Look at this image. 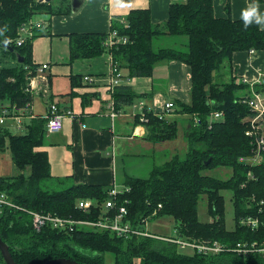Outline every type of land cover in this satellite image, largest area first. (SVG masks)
Returning a JSON list of instances; mask_svg holds the SVG:
<instances>
[{"label":"trees","instance_id":"obj_1","mask_svg":"<svg viewBox=\"0 0 264 264\" xmlns=\"http://www.w3.org/2000/svg\"><path fill=\"white\" fill-rule=\"evenodd\" d=\"M70 2L0 0L2 105L24 108L32 100V93L26 89L29 79L36 75L40 66L32 58L33 38L23 45L16 44L20 27L38 13H71ZM111 30L126 36L128 42L107 48L103 42L110 32L71 33V60L93 58L109 51L113 66L120 73L121 68L126 69L128 77H151L155 64L164 59L182 60L192 70L191 100L176 102L178 112L190 117L191 128L186 137L188 152L175 154L170 160L154 165L147 178L127 176L124 186L130 190L119 196L118 205L126 204L130 213L128 218L133 224H140L143 218L151 216L156 210L157 217L172 216L176 221L177 235L167 237L218 241L228 246L240 241L262 243L264 161L256 166L240 161V157H249L251 152V139L246 135L245 121L251 111L239 100L248 86L236 82L232 62L236 51L264 49V30L255 24L246 29L241 19L217 17L214 0L174 2L167 20L162 23L153 22L148 7L133 9L125 22L113 23ZM167 36L186 37V47L156 50L153 47L155 39ZM17 53L24 57L23 62L18 60ZM5 57L11 58L10 64L1 63ZM122 75L124 77V73ZM76 79L73 77V86ZM262 88L264 84L258 87L260 90ZM139 96L144 97L135 94L131 86L119 85L113 92L112 101L119 110L120 106L133 103ZM214 111H223L224 119L209 129L210 116ZM149 117L151 140H173L177 137L179 122L161 120L152 113H149ZM25 127L24 133L16 134L0 124V151L5 149L9 140L12 160L18 170L11 176L0 175V190L23 207L63 216L88 215L79 209L77 201L92 198L95 205L91 215L104 214L102 204L113 184L105 186L59 178L53 180L47 152L37 150L44 144L47 119H33ZM209 158L211 160L206 164ZM219 167L231 168L233 172L228 178L206 172ZM250 171L253 175L251 178L248 177ZM48 181L55 183L45 185L44 182ZM225 190L232 192L235 213L232 229L226 225ZM203 197L207 199L211 218L207 221L199 217V202ZM126 199L129 202H125ZM24 213L13 207L0 211V236L9 243L18 264H43L48 259L58 257H70L82 264H106L107 253L112 255L114 264H264V255L258 252L244 255L224 250L209 254L197 249H182L169 240L138 235L118 236L108 230L77 228L67 234L47 226L36 231L31 225L32 218ZM245 216L258 217L262 222L260 228L253 230L241 223V218ZM0 264H6L1 250Z\"/></svg>","mask_w":264,"mask_h":264},{"label":"crops","instance_id":"obj_2","mask_svg":"<svg viewBox=\"0 0 264 264\" xmlns=\"http://www.w3.org/2000/svg\"><path fill=\"white\" fill-rule=\"evenodd\" d=\"M180 1L185 0H82L77 11L33 17L41 24L36 27L32 39V58L38 65H49L44 71L49 81L47 86L32 92L30 107L21 110L13 106L12 109L16 113L24 111L25 126L33 119L44 118L51 103L71 112L64 117L63 129L59 132L47 130L44 144L37 148L47 152L53 180L59 178L75 183L122 187L127 176L142 177L132 173L131 168H137L145 158L155 157V152L161 150L159 145L165 148L162 143L166 140L146 138L147 127H137L139 123L134 118L136 105L145 100L156 111H161L167 100L189 102L191 66L179 59H164L155 64L151 77H128L127 70L121 68L124 77L115 83L117 77L113 71L112 54L106 51L97 57L71 60L70 34L109 33L112 24L125 22L131 10L146 7L150 8L153 22L162 23L169 16L171 4ZM249 2L214 0L215 15L239 20L241 10ZM257 3L264 12V2ZM166 41L169 43L163 45ZM184 43L186 40L179 37H157L153 47L156 50L163 47L182 49L186 47ZM249 49L236 51L233 55V75L237 82L245 78L256 80L264 71V49H256L254 54ZM85 75L92 81L84 80ZM73 77L77 78L74 86ZM119 85L131 86L135 94L144 97H136L133 103L120 106V114L113 119L109 103ZM247 86V91L242 94L252 93L255 89L250 84ZM167 118L179 122L178 128L190 120L187 114L177 110ZM13 121L8 119L4 125L14 130L13 133H24L16 132L21 129ZM162 151L164 154L166 151L165 156L169 154L166 148Z\"/></svg>","mask_w":264,"mask_h":264},{"label":"built area","instance_id":"obj_3","mask_svg":"<svg viewBox=\"0 0 264 264\" xmlns=\"http://www.w3.org/2000/svg\"><path fill=\"white\" fill-rule=\"evenodd\" d=\"M41 22L30 19L27 22H24L20 27L19 34L15 39L17 45H23L26 40L33 38L34 36V28L40 26ZM128 39L126 36H122L119 34L117 30H112L103 42V44L107 48H111L115 44L126 43ZM256 51L255 48H250L249 52L254 54ZM48 64H42L37 69L36 75L32 76L29 79V84L27 86V91L34 92L36 90H40L41 86L46 85L48 83V75L44 72L46 68H48ZM113 71L115 73L114 82L117 83L119 79L122 78L121 73L117 70L116 67L113 66ZM84 80L87 82H91L92 79L90 76L85 75ZM242 82L249 83L252 87L254 86L252 93L243 94L239 100L241 103L250 107L251 114L245 119L247 122L246 135L251 139L253 153L249 157L242 156L240 157V161L249 165L256 166L264 161V88L257 89L256 85L259 87L264 84V71L260 74V76L253 81L248 79H244ZM32 105L31 101L26 103L25 108L30 107ZM139 115H145L146 110V102L145 100H140L136 105ZM164 109L172 110L175 107L173 101L167 100L163 104ZM109 108L111 110L110 115L114 119L120 114V111L116 109V106L113 101L109 103ZM22 108L21 110H23ZM20 110V111H21ZM15 112V109L8 108L0 103V124L6 123L8 119H13L17 123V127L21 130L25 129V124L23 123V119L26 117L24 111ZM70 111L61 110L56 104L51 103L49 106V110L45 118L47 119V130L48 132H59L63 129L64 125V117L70 114ZM142 119L149 120L148 117H142ZM195 121L198 122L197 116H195ZM224 119L223 111H214L210 116V126L213 121H221ZM14 122V121H13ZM252 174V171L249 172V175ZM130 190L129 187H119L117 184H113L112 188L108 191V197L103 202V206L105 207L104 214L96 216L95 220L90 222L97 229L95 230H108L116 233L118 236H128V235H138V236H158L157 233H153L146 229V225L148 224L149 218L153 217L157 214V210L153 212L151 216L143 218L140 224H133L131 220L128 218L129 210L126 204L118 205L119 196L124 193V191ZM125 202H129V200H125ZM264 204V200L261 202ZM78 207L82 208L86 211H92L94 208L95 202L91 198H84L77 202ZM161 206V205H160ZM5 207H13L17 210H23L28 212L30 215H34L32 217V223L37 228L40 227H51L58 231H74V220L70 216H64L67 218H63L62 215L58 213H54L51 211H45L41 214L34 213L33 211L27 210L26 207H23L12 199H10L5 191L0 190V208ZM113 209L116 211L113 212ZM257 218L254 217H246V220L243 221V224H247L251 228H255ZM89 223V222H88ZM253 223V225H252ZM42 227V228H43ZM41 228V229H42ZM169 241L176 242L183 249H197L199 252L203 253H218L224 250H232L237 252L238 254H252L256 252H260L264 254V242L260 243L258 241L249 242V241H240L236 243L234 246H228L223 243H219L218 241L210 242V241H192L186 238L180 237H167ZM191 241L192 243H189ZM190 246V247H186Z\"/></svg>","mask_w":264,"mask_h":264},{"label":"rangeland","instance_id":"obj_4","mask_svg":"<svg viewBox=\"0 0 264 264\" xmlns=\"http://www.w3.org/2000/svg\"><path fill=\"white\" fill-rule=\"evenodd\" d=\"M40 15H42V13L36 14L34 16V18H38V16H40ZM33 30H34V33H35L36 27ZM179 38H183L184 40H186V37H179ZM167 43H169V42L166 41L163 45H165ZM156 45L158 46V43ZM1 53H2V49H0V54ZM10 61H11V58L5 57L4 60L1 61V63H3V64L6 65V64H10ZM226 78H228V77H226ZM237 83H242V81H238ZM245 84H249V83H245ZM170 101H173V100H170ZM173 102L175 104V107L172 110V112H174V110H177V104H176L175 101H173ZM138 109L134 113V115H135L134 118H135L136 121H137V119L139 120V121H137V123H139L137 125V127H139V126L147 127L146 138H148L149 135H150V133H149L150 127H148V124H149L148 122L150 120L149 113H152L153 115H155L156 117H158L161 120L168 119L170 121H174L172 119H169L170 117L167 118L172 112H170L169 110L164 109V107L161 109V111H156L153 108V106H150L149 104L146 103V110L147 111L145 112V109H144L145 115H143V116L144 117L147 116L148 119H149L148 121L145 120V119H142L143 116L139 115ZM215 123H216V121H213L211 123V126H210V123H209V127L208 128L211 129ZM196 124H198V123H195V125ZM189 128H191V124H189V122H187V120H186V122H184L183 125L181 127H179L178 135H177V137L175 139L169 140V141L166 140L164 143L161 142L164 145V147L169 150L168 151L169 154H167L165 156L166 151H165V154L162 151L165 148L162 149L161 148V145H159L158 148L161 149V150H160V152H155V157L145 158L143 160V162H140V164L137 165V168H135V169L134 168H131L130 171L132 173H134L135 175L145 177V176H148L150 174V169H152V167L154 165L161 164V163H163L166 160H170L175 154H181V155L183 153L186 154L188 152V150H189V146H188L187 139H186L187 134H188L187 132H188V129ZM12 131L15 132L14 130H12ZM24 131L25 130H17L16 132L20 133V132H24ZM252 147L253 146L251 144L250 156L253 153ZM17 171L18 170L15 167V165L13 163V160H12V150H11V147L9 146V140H7V144L5 146V149L2 150V151H0V175H6V176L9 175V176H11V175L16 174ZM206 172L209 173V174L211 173V174L216 175V176H222L224 178H228L232 174L233 171H232L231 168H220L219 167V168L214 169V170H211V169L206 170ZM252 176H253L252 174L249 175V173H248V177L249 178H251ZM49 183L53 184V183H55V181L44 182L45 185H47ZM223 194H224V197H225V219H226V225H227V228L232 229L234 227V225H235V217H234L235 216V213H234V205H233V201H232V192L229 191V190H225V191H223ZM81 199H84V198H81ZM81 199H78V201L81 200ZM3 209L4 208H0V211L2 212ZM79 209L82 212H84L85 215H86V213L88 215H86V216H84L82 214L72 215L71 218L75 221L74 222V228H76V229L77 228H81V229H88V230H95V229H97L94 225H92L90 223V222H92V221L95 220V217L91 215L92 211H86V210H83L80 207H79ZM27 210L33 211L34 213H38V214H41V213L45 212V211H39L37 209H33V208H29V207H27ZM17 211H19V212H21V211L22 212H25L24 214H27L30 217L32 216L34 218V215H30L26 211H23V210H17ZM199 217H200V219L206 220V221L208 219H211L209 217V213H208V202H207L206 197L201 198V200L199 202ZM246 217H254V216H245V217H242L241 218V223H243V221L246 220ZM63 218H67V217H64L63 216ZM254 218H257L259 220L258 217H254ZM261 224H262V222L257 221V223L255 225L256 227L254 229L260 228ZM31 225H32L33 230H36V231H41V228L43 227L42 226L40 228H37L35 226V224L33 225V223ZM175 225H176V221L173 219L172 216H160V217H157V215H155L153 217H150L149 218V221H148V224L146 225V229H148L149 231H151L153 233H158L159 235L158 236H148V237H153V238H156V239H161V240L168 241L166 235H169V236H176L177 235V233L175 231ZM252 225H253V223H252ZM52 229H54V228H52ZM74 231H65V230H62L63 233L65 232L67 234L68 233H72ZM180 238H183V237H180ZM188 242L189 243H192L191 241H188ZM179 247H180V245H179ZM186 247H190V246H186ZM183 248H185V247H183ZM211 254H213V253H211ZM105 257H106V264H114L113 257H112V255L110 253L105 254Z\"/></svg>","mask_w":264,"mask_h":264},{"label":"water","instance_id":"obj_5","mask_svg":"<svg viewBox=\"0 0 264 264\" xmlns=\"http://www.w3.org/2000/svg\"><path fill=\"white\" fill-rule=\"evenodd\" d=\"M81 5H82V0H71V6L73 11H77ZM17 58L20 62L24 61V57H22L21 54L19 53H17ZM210 160L211 158L206 162V164ZM0 250L6 264H18V262L15 260L13 256L9 243L3 240L1 236H0ZM43 264H82V263L70 257H58V258L48 259Z\"/></svg>","mask_w":264,"mask_h":264},{"label":"clouds","instance_id":"obj_6","mask_svg":"<svg viewBox=\"0 0 264 264\" xmlns=\"http://www.w3.org/2000/svg\"><path fill=\"white\" fill-rule=\"evenodd\" d=\"M244 27L255 24L261 30H264V12H261L259 4L256 0H251L242 10L240 14Z\"/></svg>","mask_w":264,"mask_h":264}]
</instances>
